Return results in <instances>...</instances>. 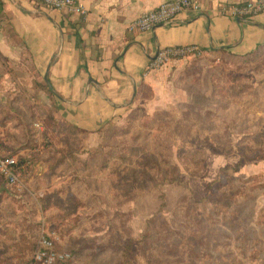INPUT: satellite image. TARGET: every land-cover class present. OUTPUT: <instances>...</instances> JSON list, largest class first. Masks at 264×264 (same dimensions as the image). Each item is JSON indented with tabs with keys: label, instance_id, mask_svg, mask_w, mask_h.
Listing matches in <instances>:
<instances>
[{
	"label": "rangeland",
	"instance_id": "1",
	"mask_svg": "<svg viewBox=\"0 0 264 264\" xmlns=\"http://www.w3.org/2000/svg\"><path fill=\"white\" fill-rule=\"evenodd\" d=\"M178 59L94 130L44 109L45 81L0 82V156L24 183L0 175V264H30L41 234L70 251L58 264H264V158L233 170L264 152V42Z\"/></svg>",
	"mask_w": 264,
	"mask_h": 264
},
{
	"label": "crops",
	"instance_id": "2",
	"mask_svg": "<svg viewBox=\"0 0 264 264\" xmlns=\"http://www.w3.org/2000/svg\"><path fill=\"white\" fill-rule=\"evenodd\" d=\"M77 1L81 14L34 0H0V82L27 88L46 75L53 94L38 90L41 106H55L56 117L86 130L122 116L141 84L154 92L162 87L164 69L181 59L150 68L159 49L192 44L204 52L245 53L264 42V11L251 18L217 13L222 4L244 0H197L199 11H183L145 32L126 26L165 0Z\"/></svg>",
	"mask_w": 264,
	"mask_h": 264
},
{
	"label": "built area",
	"instance_id": "3",
	"mask_svg": "<svg viewBox=\"0 0 264 264\" xmlns=\"http://www.w3.org/2000/svg\"><path fill=\"white\" fill-rule=\"evenodd\" d=\"M49 8L63 10L66 13L81 14L83 8L77 0H40ZM201 9L197 0H165L156 7L132 19L126 26L129 32H145L160 24H169L183 11L197 12ZM264 11V0H244L222 4L217 13L230 18H251ZM202 50L196 45H172L159 49L149 60L150 68H158L171 59L184 58L200 54ZM0 175L10 186L18 190L24 187L20 179L19 166L15 158L0 156ZM70 258V253L59 250L51 236L41 234L30 264H54Z\"/></svg>",
	"mask_w": 264,
	"mask_h": 264
},
{
	"label": "trees",
	"instance_id": "4",
	"mask_svg": "<svg viewBox=\"0 0 264 264\" xmlns=\"http://www.w3.org/2000/svg\"><path fill=\"white\" fill-rule=\"evenodd\" d=\"M47 89L49 90L50 93H52L50 91V89L48 88V84H47ZM2 156H8L6 154H3ZM256 158H259V159H263L264 158V152L259 155V156H256V157H249V156H246L244 155V153L242 152H239V160L236 162V164L233 166V170H238L243 164L245 161H248V160H252V159H256ZM153 163H157L156 161H154ZM165 164L167 165V171L170 170V172L166 175L163 176V180L165 182H168V183H172V182H175L177 184H182V185H186V182L182 179V177L177 173V166L175 165H172L171 163L169 162H165ZM17 165L19 166V161L17 162ZM152 167V166H151ZM231 165H226L222 168H220L218 174H217V177L212 180L211 182H209L206 187H205V190L207 191V193L209 192V187L212 186L213 184L219 182L220 178H221V175L224 174V172L227 170V169H231ZM152 169V168H151ZM188 171V170H187ZM157 175H159V172H157ZM191 175H196L195 172H191ZM10 186V185H9ZM163 195V194H162ZM161 199H163V197H161ZM163 205V203H161V206ZM57 249L59 250H64V251H67L70 253V251L66 250V249H61V248H58ZM71 253H70V258L66 259V260H63V261H59V262H56L54 264H58V263H61V262H65V261H68L71 259Z\"/></svg>",
	"mask_w": 264,
	"mask_h": 264
},
{
	"label": "water",
	"instance_id": "5",
	"mask_svg": "<svg viewBox=\"0 0 264 264\" xmlns=\"http://www.w3.org/2000/svg\"><path fill=\"white\" fill-rule=\"evenodd\" d=\"M44 79H45V82L48 84V87L50 88V90H52V87L49 85V82H48V80L46 78V75L44 76Z\"/></svg>",
	"mask_w": 264,
	"mask_h": 264
}]
</instances>
